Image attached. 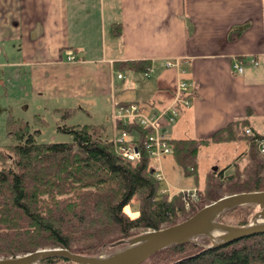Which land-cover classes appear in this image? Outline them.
Here are the masks:
<instances>
[{"label": "crops", "instance_id": "crops-1", "mask_svg": "<svg viewBox=\"0 0 264 264\" xmlns=\"http://www.w3.org/2000/svg\"><path fill=\"white\" fill-rule=\"evenodd\" d=\"M3 43L0 74L21 77L27 70L35 95L103 100L111 109L136 102L156 113L172 103L184 78L192 82L189 104L157 129L167 139L209 136L245 117L264 134V0H0ZM175 57L185 61L183 72L165 65ZM140 58L150 61L146 78L114 69L116 61ZM233 58L242 72L231 67ZM240 141L242 153L247 144L234 142ZM169 153L151 160L155 171Z\"/></svg>", "mask_w": 264, "mask_h": 264}, {"label": "trees", "instance_id": "trees-1", "mask_svg": "<svg viewBox=\"0 0 264 264\" xmlns=\"http://www.w3.org/2000/svg\"><path fill=\"white\" fill-rule=\"evenodd\" d=\"M120 26V22H114L113 31L119 33ZM113 66L117 71L144 72L150 61L125 59ZM72 109L57 108L62 119ZM36 118L39 123L44 122L40 115ZM5 126L10 142L0 146V256L43 247H63L82 255L110 254L115 252L112 242L120 240L117 245L125 246L127 239L138 233L135 228H158L163 222H174L194 204L190 201L185 205L182 191L168 197V192L162 190V180L155 176L151 156L142 142L152 132L150 127L116 122L117 128L139 136L141 158L131 164L117 154L116 143L102 123L61 122L57 130L71 136L64 141H37L39 128L31 129L22 117L12 114ZM260 139H264V134L253 129L245 117L228 122L209 136L167 141L169 154L181 172L194 176L198 200L201 194L217 198L210 195L211 188L218 189L220 195L221 189L226 192L264 189V155L257 147ZM238 140L245 141L246 151L225 166L207 171L203 182L198 183L200 146ZM240 159L245 161L242 169ZM248 165L251 167L246 177L238 178ZM133 195L138 196V214L130 216L123 207ZM255 206L258 205L235 206L217 219L228 224H247ZM234 213L238 214L231 222L227 216ZM59 260L85 264L60 256L47 257L42 262ZM139 264H264V232L220 245H211L207 235H200L199 242L168 245Z\"/></svg>", "mask_w": 264, "mask_h": 264}, {"label": "rangeland", "instance_id": "rangeland-1", "mask_svg": "<svg viewBox=\"0 0 264 264\" xmlns=\"http://www.w3.org/2000/svg\"><path fill=\"white\" fill-rule=\"evenodd\" d=\"M0 45L4 46L3 49H5L4 51L6 52V44L3 43ZM4 69L5 71L7 70L5 67ZM121 71L125 76L129 72L128 69H122ZM4 73L0 74V78H1L0 80L1 81L0 82V146L10 142V138L6 134V126H5V122L9 114H12L13 116L22 117L25 121L29 123V125L31 126V129L39 128V132L36 134L37 141L70 140L71 136L68 133L57 130V125L60 124L61 122H64L67 124H76V123L82 124V123H90V122L102 123L106 126V131L110 137L113 135V132L117 134L120 132V128L116 127V123L113 118L114 108L113 107L112 109L110 108V103L107 106L106 103L103 102V100H100V102L98 100H92V101L88 100L86 102L85 99H81V98L70 100V99H63V98L56 97V98L51 99V97H47V95L45 94L35 95L32 90L33 84L31 80L29 79L27 70L25 72L26 73L25 76L23 75V73H20L22 74L21 77L19 76L17 77L15 76V74H9L8 71ZM147 74H148V71H147ZM147 74H144V72H141L136 75L137 77L146 78L148 76ZM142 80L144 82V79ZM2 84H4L5 86H3ZM124 89L133 90L132 88H124ZM58 107H71L73 109L69 115H67L66 117L62 119L61 118L62 112H60V110H57ZM85 109H88L90 114L86 112ZM37 114L40 115L42 119H44V122L39 123L38 118H36ZM173 123L176 124L177 121L176 122L174 121ZM261 123L263 127H261L260 130L264 131V122H261ZM169 129L170 127H168L166 130L169 131ZM242 144L243 143L241 141L240 142H234V141L233 142H230V141L211 142L209 144L208 143L204 144L198 154V162H197L198 174H199L198 183H200V181L203 180L207 171L210 172L213 169L217 168L219 165H225L235 156L240 155L241 150L243 149ZM257 147L259 149V140L257 142ZM170 152H171V148H170ZM238 162H239L238 163L239 166L241 167L239 169H242L244 167L243 165L245 161L240 159ZM250 167L248 165L246 168H244L246 170H244V172L242 171L241 174L238 175V178L240 179L245 178ZM159 170L161 171L160 173L163 175V178L161 179L162 180V190H165L166 192H168V197H170L172 193H175L178 191H182V195L184 196V192L185 191L187 192V190H191V189H195L197 193L196 180L194 176L184 175V173H182L179 170L178 164L175 162L174 158L170 154H168L165 158H163L160 161ZM261 190H264V189H261ZM220 191L222 193L221 195L217 193L218 189L214 190L211 188L210 195L215 194V196L219 198L224 195L237 193V192H230V191L226 192L224 189H221ZM238 192H243V191H238ZM201 195H202L201 198L198 200H197V197L192 198L190 201H193L194 204L191 206V208H189V210H186L182 216L179 215V217H177V219L174 222H170V223L163 222L160 224L158 228L137 227L134 229V231L138 232L137 234H139L147 230L160 229V228L175 224L189 217L190 215H192L195 211H197L199 208H201L205 204H208L211 201L217 199V198L215 199L207 198L206 196L207 194L206 195L201 194ZM123 209L130 216L137 215L138 214V196L133 195L129 203L126 204L123 207ZM258 209H259V206H255L253 208L252 213L250 214L248 223L251 221V218L254 212L257 211ZM237 214L238 213H234V214H231L230 216H227L229 217L228 220L233 222L234 221L233 218L236 217ZM234 225H237V224H234ZM193 240H195L196 242H199L200 236L195 237ZM112 243L113 245H115V247L114 246L112 247L115 251L120 250L126 246V244H124L125 246L117 245L118 243H121L120 240H116ZM43 248H52V247H43ZM22 254L24 253L17 254V255H22ZM107 254L109 253L103 252L100 255H107ZM0 257H3V256H0ZM42 263L72 264L70 262H66L62 260H59L56 262L52 261V262H42Z\"/></svg>", "mask_w": 264, "mask_h": 264}, {"label": "water", "instance_id": "water-1", "mask_svg": "<svg viewBox=\"0 0 264 264\" xmlns=\"http://www.w3.org/2000/svg\"><path fill=\"white\" fill-rule=\"evenodd\" d=\"M242 204L259 206L249 223L234 225L217 219L225 211ZM259 232H264V190L243 191L221 196L180 222L136 234L127 240L125 247L107 255H82L63 247L38 248L22 255L0 257V264H47L42 260L51 256L85 264H139L161 248L200 235H207L211 245H220Z\"/></svg>", "mask_w": 264, "mask_h": 264}, {"label": "built area", "instance_id": "built-area-1", "mask_svg": "<svg viewBox=\"0 0 264 264\" xmlns=\"http://www.w3.org/2000/svg\"><path fill=\"white\" fill-rule=\"evenodd\" d=\"M74 58L73 53H69L68 59ZM185 61L182 58H169L165 60L166 66H172L177 68L180 72L184 71L183 64ZM253 63L257 61L253 60ZM231 67L236 72L240 73L243 70V63L237 58H233ZM149 68L147 69V71ZM147 72L144 71V74ZM121 73H117V77H121ZM192 87V82L184 78H178L173 92V100L168 106H165L156 113H145L140 109L139 104L136 102H127L114 105L113 118L115 123L120 121L122 123L132 122L138 125L147 126L152 129V132L146 134L142 142L147 148L151 159L156 162L158 158L165 153L170 152V145L167 138L160 134L157 129L163 125L171 123L179 112V105L189 104L188 91ZM139 136L133 132L128 131L124 128H120V132L113 138L116 143L117 154L123 160L134 164L141 158V148L139 142ZM141 141V140H140ZM259 150L264 155V139L259 140ZM155 176L158 179H162V175L159 171L155 172ZM187 197V198H186ZM196 197V190L191 189L184 192L183 198H185V205L187 206L192 198Z\"/></svg>", "mask_w": 264, "mask_h": 264}]
</instances>
